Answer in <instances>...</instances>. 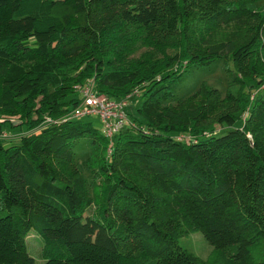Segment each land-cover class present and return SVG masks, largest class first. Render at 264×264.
<instances>
[{
    "label": "trees",
    "instance_id": "obj_1",
    "mask_svg": "<svg viewBox=\"0 0 264 264\" xmlns=\"http://www.w3.org/2000/svg\"><path fill=\"white\" fill-rule=\"evenodd\" d=\"M256 1L0 0V131L11 117L37 127L18 143L0 140V264H35L31 229L42 264H264ZM222 59L231 62L224 95L202 83L174 96L183 74ZM90 80L111 99L142 98L109 153L101 130L60 119ZM193 232L211 246L205 258L178 244Z\"/></svg>",
    "mask_w": 264,
    "mask_h": 264
},
{
    "label": "rangeland",
    "instance_id": "obj_2",
    "mask_svg": "<svg viewBox=\"0 0 264 264\" xmlns=\"http://www.w3.org/2000/svg\"><path fill=\"white\" fill-rule=\"evenodd\" d=\"M249 5L253 9L260 11L264 10V0H258ZM142 50L143 48L139 47L134 55L137 56ZM227 68H231V62L222 59L209 65L190 70L189 72L183 74L180 79L176 81L174 87V96L183 97L191 94L195 92L198 86L202 83L217 88L220 93L224 95L228 86V82L231 79V73L226 72ZM141 102L142 98L140 97V95L130 96L125 107L129 119H132V117L136 115V108L141 104ZM80 119L85 122H89L91 126L98 130H101L103 128L102 122L96 116H83ZM9 120L12 121V126H10L11 124L9 125L8 123H6L5 125H3L0 131V140L4 145L18 143L24 135L33 133L37 129V127L29 130H26L24 127L20 128L18 126L19 120L16 117H11L9 118ZM241 123V120H238L234 123V126H240ZM218 129L219 128L217 127V130ZM88 152V145L84 141L78 142L74 147L75 160L78 163H83L88 156ZM82 171L88 183L92 197L94 199H97L99 197V194L97 193L95 183L91 180L88 172L84 168H82ZM95 207H97V203L91 204L87 208L86 214L90 215L94 211ZM25 244L28 254L33 258L35 264H42V241L33 229H31L27 233L25 237ZM178 244L181 247H184L185 249L203 258H205L211 250L210 244H208V242L203 238L200 232H193L181 237L178 240Z\"/></svg>",
    "mask_w": 264,
    "mask_h": 264
},
{
    "label": "built area",
    "instance_id": "obj_3",
    "mask_svg": "<svg viewBox=\"0 0 264 264\" xmlns=\"http://www.w3.org/2000/svg\"><path fill=\"white\" fill-rule=\"evenodd\" d=\"M131 95L114 100L94 90L93 80L79 88V101L60 119H78L83 116H96L103 124L101 133L108 140L107 152L111 150L114 136L126 125L129 119L126 113L127 101Z\"/></svg>",
    "mask_w": 264,
    "mask_h": 264
}]
</instances>
